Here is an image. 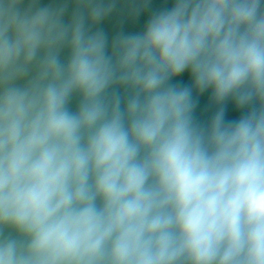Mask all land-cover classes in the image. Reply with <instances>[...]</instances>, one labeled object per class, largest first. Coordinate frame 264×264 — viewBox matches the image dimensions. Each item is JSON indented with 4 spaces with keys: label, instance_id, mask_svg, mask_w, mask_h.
Returning a JSON list of instances; mask_svg holds the SVG:
<instances>
[{
    "label": "clouds",
    "instance_id": "obj_1",
    "mask_svg": "<svg viewBox=\"0 0 264 264\" xmlns=\"http://www.w3.org/2000/svg\"><path fill=\"white\" fill-rule=\"evenodd\" d=\"M0 264H264V0H0Z\"/></svg>",
    "mask_w": 264,
    "mask_h": 264
},
{
    "label": "water",
    "instance_id": "obj_2",
    "mask_svg": "<svg viewBox=\"0 0 264 264\" xmlns=\"http://www.w3.org/2000/svg\"><path fill=\"white\" fill-rule=\"evenodd\" d=\"M163 2V0H154V3L156 6H159L161 3ZM169 6H170V0H169ZM145 17H141L140 23L142 24L144 21ZM106 27L110 28L111 27V23H106L105 25ZM229 118H234L231 109L229 110V114H228Z\"/></svg>",
    "mask_w": 264,
    "mask_h": 264
}]
</instances>
